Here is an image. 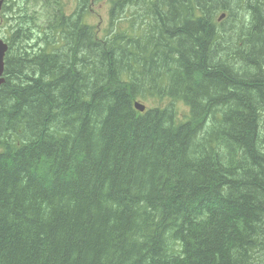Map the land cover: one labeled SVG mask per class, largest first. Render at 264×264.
<instances>
[{"label":"trees","instance_id":"1","mask_svg":"<svg viewBox=\"0 0 264 264\" xmlns=\"http://www.w3.org/2000/svg\"><path fill=\"white\" fill-rule=\"evenodd\" d=\"M64 1L4 59L0 264H264V0L227 49V0H113L105 37Z\"/></svg>","mask_w":264,"mask_h":264},{"label":"rangeland","instance_id":"2","mask_svg":"<svg viewBox=\"0 0 264 264\" xmlns=\"http://www.w3.org/2000/svg\"><path fill=\"white\" fill-rule=\"evenodd\" d=\"M38 4L36 3H32L30 5V9L31 11H33V8L37 9L38 7L41 8V2L40 0H37ZM70 4L71 6H68V11H67V15H71L73 13V6L75 5V1L74 0H71L70 1ZM113 4H111L109 1H106V0H94V4L92 3V1H90L89 3V6L88 7V10H87V16L86 18L84 19L85 20V24H88L90 26H93V28L95 27L97 30L100 37H105L109 30L114 27L115 25H117V20L119 18H121L122 22L120 23V26H121V30H125V29H128L131 22H140V16H143V11L141 10V8H138V7H134L133 5H129V7L131 9L129 10H124V12L118 17L117 15L115 14L114 17L111 16V12H112V9H113ZM41 12V11H40ZM240 13H234V15L232 16H228L225 20H222L221 22L218 21V17L220 16V14L218 16H216V21L217 23L219 24V26L222 27V29H225L227 30L228 32L227 33H224V36L226 38L225 40V46L224 48L226 49L227 46H230V45H227L229 41L232 40L233 37H235L237 34L233 32L232 28H234V23L238 24L239 23V19L236 17L238 16ZM3 16L0 17V35L1 37L6 40V36L3 35L5 30L8 28V25H5L4 23H1L2 22V18ZM113 18V25L111 26L112 24V18ZM232 17H235V19L233 20ZM260 19V18H259ZM38 22V26H43L45 23L43 21L42 18H40V20H37ZM240 28H238L239 30ZM37 31H39V28L37 27L36 28ZM230 35H232V37H230ZM43 34H38V35H35V39L33 41V46H35L34 48H32L31 50L32 51H36L41 45L38 43V40L39 39H43ZM230 37V38H229ZM147 104L148 106H151L153 105V103H145ZM178 110L184 114V112H186L188 110L187 106L183 103H179L178 104Z\"/></svg>","mask_w":264,"mask_h":264},{"label":"flooded vegetation","instance_id":"3","mask_svg":"<svg viewBox=\"0 0 264 264\" xmlns=\"http://www.w3.org/2000/svg\"><path fill=\"white\" fill-rule=\"evenodd\" d=\"M13 0H4V3H3V15H4V18H3V20H2V22L5 20V19H7V18H9L10 19V21L9 22H11L13 19H15L16 21H18V22H20V24L21 25H23V26H28L27 24H25L27 21H29V19H28V17H26V16H24V12H25V10H23L22 8L23 7H20L19 8V6H21L20 5V0H16L15 1V6L16 7H18V8H16L15 9V15H10L9 17L7 16V15H5V13H6V11L8 12V9L10 8L9 6H10V2H12ZM235 2L233 1V0H227V6L229 7L228 9H232L233 10V14H231L230 13V10L228 11L227 10V12H219V13H217V16L220 14H225V18L224 19H222V20H225L228 16H232V15H234V13H241V11H242V8H241V6H239V5H235L234 4ZM76 7H78V3L76 2ZM75 7V8H76ZM76 10H77V8H76ZM263 10L262 9H256V10H254V11H252V13H254V14H257L258 16H262V15H264V13L262 12ZM76 12V11H75ZM74 12V13H75ZM221 20V21H222ZM219 22H221L220 20H218ZM261 22H263V21H261ZM264 23V22H263ZM25 24V25H24ZM29 28H31V38H32V40L31 41H29V42H27L25 45H24V47H26V48H33L34 46H33V41H34V39H35V35H38L37 33V30L36 29H32V27H29L28 26V29ZM19 32V34L18 35H21V33H22V30H20V31H18ZM11 34H13V32H12V30H11V28H8V29H6L5 30V32H4V34L3 35H5L6 36V40H8L12 35ZM230 37H232V35H230ZM229 37V38H230ZM21 38V37H20ZM262 37H259V39H261ZM8 42H10V40H8ZM232 42H233V40H232ZM229 43V42H228ZM227 47H229V46H227ZM227 47H226V49H227ZM215 110H211L209 113L210 114H208V116H209V121H210V124H211V121H212V116L211 115H213V112H214Z\"/></svg>","mask_w":264,"mask_h":264},{"label":"water","instance_id":"4","mask_svg":"<svg viewBox=\"0 0 264 264\" xmlns=\"http://www.w3.org/2000/svg\"><path fill=\"white\" fill-rule=\"evenodd\" d=\"M3 5V0H0V10ZM7 44L0 38V86L5 83L4 71H5V57L8 52ZM146 110L145 106H142L139 111Z\"/></svg>","mask_w":264,"mask_h":264},{"label":"bare ground","instance_id":"5","mask_svg":"<svg viewBox=\"0 0 264 264\" xmlns=\"http://www.w3.org/2000/svg\"><path fill=\"white\" fill-rule=\"evenodd\" d=\"M225 18V14H221L219 17H218V20H222V19H224ZM6 82V81H5ZM135 104V108H136V110L137 111H139L140 110V108L142 107V106H145L146 107V105L145 104H142V103H139V102H137V103H134ZM219 107V106H218ZM217 107V108H218ZM211 109H213V108H211ZM216 109V108H215ZM147 110V109H146ZM146 110H144V111H139V112H141V113H144ZM256 125V124H255ZM252 126V125H251Z\"/></svg>","mask_w":264,"mask_h":264}]
</instances>
